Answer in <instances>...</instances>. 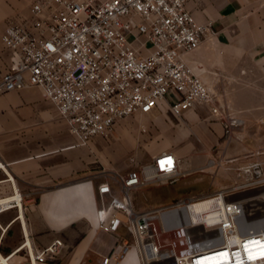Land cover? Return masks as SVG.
<instances>
[{"label": "built area", "instance_id": "2783aa9c", "mask_svg": "<svg viewBox=\"0 0 264 264\" xmlns=\"http://www.w3.org/2000/svg\"><path fill=\"white\" fill-rule=\"evenodd\" d=\"M185 3L35 0L27 15L10 21L1 33L8 64L0 75V91L39 86L81 143L108 137L118 120L151 112L170 93L175 115L195 103L209 104L221 124V138L226 143L238 139L243 120L217 102L184 58L216 33L212 20L199 22ZM227 162L230 185L159 207L136 209L131 192L153 182L177 181L185 169L172 151L160 150L148 162L115 172L112 182H99L94 225L113 234L114 243L97 264H120L131 250L140 264H264V157ZM210 163L221 164L215 158ZM4 180L10 181V190H0V214L21 211V192L11 176ZM197 201L207 206L193 217L191 205ZM182 210L188 211L185 217ZM7 227L0 219V243ZM63 245L55 238L33 248L25 232L19 245L2 254L0 264L44 262Z\"/></svg>", "mask_w": 264, "mask_h": 264}, {"label": "crops", "instance_id": "0c3cea01", "mask_svg": "<svg viewBox=\"0 0 264 264\" xmlns=\"http://www.w3.org/2000/svg\"><path fill=\"white\" fill-rule=\"evenodd\" d=\"M30 4L0 0V36L12 21L9 17ZM185 6L199 22L212 20L216 33L184 58L217 102L243 120L236 130L239 138L229 143L221 138V124L209 104L195 103L175 115L169 107L174 96L170 93L151 112L118 120L108 137L81 143L39 86L0 91V159L5 164L0 180L11 176L22 195L21 211L11 208L0 214L8 224L1 255L19 245L26 232L33 248L63 240L53 259L37 264H97L111 249L114 236L95 228L100 205L96 185L112 182L115 172L148 162L160 150L183 159L185 173L177 181L213 179L220 168L229 178L194 195L232 183L233 174L224 168L228 158L246 162L264 157V0H186ZM7 64L8 50L0 38V75ZM211 158L221 164L210 163ZM0 190L9 191L10 181H1ZM120 264L140 262L131 250Z\"/></svg>", "mask_w": 264, "mask_h": 264}, {"label": "rangeland", "instance_id": "374dc122", "mask_svg": "<svg viewBox=\"0 0 264 264\" xmlns=\"http://www.w3.org/2000/svg\"><path fill=\"white\" fill-rule=\"evenodd\" d=\"M32 1L33 0H30V3H32ZM28 8L29 5L26 10L18 12L14 16H10L9 20H14L15 16L17 18L24 16ZM231 172L232 171H228L230 174ZM225 174L226 173H224L223 169L220 168L213 179L211 177H207L203 180L193 182H183V180H180L172 184L167 182L149 183L131 192L132 202L136 209H143L149 206L159 207L168 205L180 197L194 195L201 190L215 188L221 183L229 182V178H227Z\"/></svg>", "mask_w": 264, "mask_h": 264}, {"label": "bare ground", "instance_id": "6f19581e", "mask_svg": "<svg viewBox=\"0 0 264 264\" xmlns=\"http://www.w3.org/2000/svg\"><path fill=\"white\" fill-rule=\"evenodd\" d=\"M206 206H207V201H197L191 205V211H190L191 213L190 214L193 217H196L198 215V212L203 210L204 208H206ZM172 212L174 213V211H172ZM187 212L188 211L182 210L181 215L185 217ZM21 216H22V213H21ZM0 257L3 258V255L0 254Z\"/></svg>", "mask_w": 264, "mask_h": 264}]
</instances>
